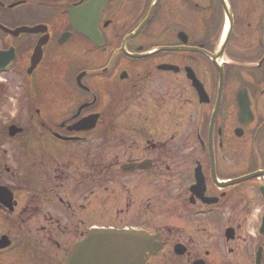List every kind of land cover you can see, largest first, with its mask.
I'll return each instance as SVG.
<instances>
[{
    "label": "flooded vegetation",
    "instance_id": "flooded-vegetation-1",
    "mask_svg": "<svg viewBox=\"0 0 264 264\" xmlns=\"http://www.w3.org/2000/svg\"><path fill=\"white\" fill-rule=\"evenodd\" d=\"M0 81V264H264V0H0Z\"/></svg>",
    "mask_w": 264,
    "mask_h": 264
},
{
    "label": "water",
    "instance_id": "water-1",
    "mask_svg": "<svg viewBox=\"0 0 264 264\" xmlns=\"http://www.w3.org/2000/svg\"><path fill=\"white\" fill-rule=\"evenodd\" d=\"M149 243L136 234L99 231L71 253L68 264H142Z\"/></svg>",
    "mask_w": 264,
    "mask_h": 264
},
{
    "label": "clouds",
    "instance_id": "clouds-1",
    "mask_svg": "<svg viewBox=\"0 0 264 264\" xmlns=\"http://www.w3.org/2000/svg\"><path fill=\"white\" fill-rule=\"evenodd\" d=\"M0 82H2V81H0ZM9 100H10V102L12 104V108L11 109H7V111L9 112V115L15 116L17 101L15 99H13L12 97H9ZM260 213H261V209H259V208L255 209L253 211V213H252L253 218L258 220L259 216H260Z\"/></svg>",
    "mask_w": 264,
    "mask_h": 264
},
{
    "label": "rangeland",
    "instance_id": "rangeland-1",
    "mask_svg": "<svg viewBox=\"0 0 264 264\" xmlns=\"http://www.w3.org/2000/svg\"><path fill=\"white\" fill-rule=\"evenodd\" d=\"M26 247L30 251V246L28 244H26ZM29 251H24L23 252L24 253V256H25L26 252H29ZM33 253H34V256L35 257H37V258H40L41 257L40 251L39 252L38 251H34V249H33Z\"/></svg>",
    "mask_w": 264,
    "mask_h": 264
}]
</instances>
